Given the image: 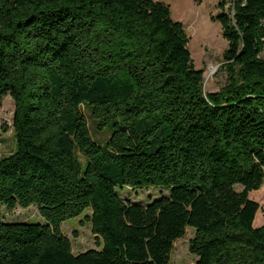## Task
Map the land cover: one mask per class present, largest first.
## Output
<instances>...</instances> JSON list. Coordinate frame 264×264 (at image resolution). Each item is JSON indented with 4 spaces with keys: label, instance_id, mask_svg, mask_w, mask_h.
Here are the masks:
<instances>
[{
    "label": "trees",
    "instance_id": "16d2710c",
    "mask_svg": "<svg viewBox=\"0 0 264 264\" xmlns=\"http://www.w3.org/2000/svg\"><path fill=\"white\" fill-rule=\"evenodd\" d=\"M226 3V83L205 93L161 2L0 0V107L13 99L16 135L0 204L44 220L0 222V264H169L186 228L196 264H264L248 198L264 185V0ZM122 187L169 196L132 204ZM87 209L100 249L74 254L61 225Z\"/></svg>",
    "mask_w": 264,
    "mask_h": 264
},
{
    "label": "rangeland",
    "instance_id": "374dc122",
    "mask_svg": "<svg viewBox=\"0 0 264 264\" xmlns=\"http://www.w3.org/2000/svg\"><path fill=\"white\" fill-rule=\"evenodd\" d=\"M169 6L171 18L183 24L188 36L187 48L191 54L196 69H203V91L217 92L226 83L227 74L224 68L222 54L227 48V41L223 37L222 27L214 18L220 12L217 4L219 0H153ZM231 0H227L225 7H229ZM81 109L89 118L93 137L104 143L110 136L108 130L98 131L90 118V110L86 105ZM15 103L6 95L2 98L0 107V159L16 150V135L13 129ZM5 128L7 130L5 131ZM83 161L82 158H80ZM236 191H241L239 185ZM117 195L122 201L132 204L146 205L160 197L169 196V191L163 188H116ZM248 198L259 206L253 226L264 225V185L257 190L249 192ZM89 209L75 219L62 223V233L69 239L74 254L90 249H100L95 235L91 232V225L85 218L90 215ZM0 222L6 223H44L36 206L28 208L16 207L7 209L0 204ZM194 230L186 228L183 237L173 243L169 264H196L197 256L189 251L190 241Z\"/></svg>",
    "mask_w": 264,
    "mask_h": 264
}]
</instances>
